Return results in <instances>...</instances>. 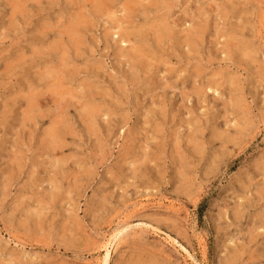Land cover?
I'll list each match as a JSON object with an SVG mask.
<instances>
[{
  "label": "rangeland",
  "instance_id": "obj_1",
  "mask_svg": "<svg viewBox=\"0 0 264 264\" xmlns=\"http://www.w3.org/2000/svg\"><path fill=\"white\" fill-rule=\"evenodd\" d=\"M103 3L0 0V264H264V0Z\"/></svg>",
  "mask_w": 264,
  "mask_h": 264
},
{
  "label": "bare ground",
  "instance_id": "obj_2",
  "mask_svg": "<svg viewBox=\"0 0 264 264\" xmlns=\"http://www.w3.org/2000/svg\"><path fill=\"white\" fill-rule=\"evenodd\" d=\"M98 1H99V0H98ZM97 3H98V2L96 1V3H94V4H97ZM102 3H103V0H102ZM105 3H106V0H105ZM105 3H103V4H105ZM100 5H101V3H99V5L97 4L96 6H98V8H99ZM96 6L94 5V7H95L96 9H98ZM99 10H100V8H99ZM70 27H71V26H70ZM158 27H159V26H158ZM168 27H169V26H168ZM161 28H162V27H161ZM159 29H160V28H159ZM76 30H77V29H76ZM165 30L167 31V29H165ZM173 30H174V29H173ZM173 30H172V31H173ZM162 31H164V30H162ZM163 33H164V32H162V34H163ZM71 34H72V33H71ZM160 34H161V33H160ZM154 35H155V36H158L159 34H158V35L154 34ZM164 35H165V34H164ZM74 36H75V34H74L72 37H74ZM166 36H168V33H167V35L163 36V38L166 37ZM185 36H186V35H185ZM187 36H188V35H187ZM187 36H186V40H187V38H188ZM151 37H152V36H151ZM161 37H162V36H161ZM170 37H171V36H170ZM172 37H174V36H172ZM177 37H178V36H177ZM189 37H190V36H189ZM191 37H192V36H191ZM191 37H190V38H191ZM166 38H169V36L166 37ZM178 38H179V37H178ZM195 38H196V36H195ZM72 39H73V38H72ZM74 39L76 40L75 37H74ZM77 39H79V38H77ZM161 39H162V38H160V40H161ZM191 39H192V38H191ZM193 39H194V38H193ZM75 40H74V41H75ZM162 40H163V39H162ZM170 40H171V38H170ZM179 40H180V39H179ZM194 40L196 41V39H194ZM194 40H193L192 45L195 43ZM197 40H198V38H197ZM71 41H72V40H71ZM76 41H78V40H76ZM177 41H178V40H177ZM177 41H176V43H177ZM174 42H175V40H174ZM174 42H173V43H174ZM188 42H189V41H188ZM196 42H198V41H196ZM156 43H158V42H156ZM75 44H76V43H75ZM186 44H187V42H186ZM179 45H180V44H178V46H179ZM187 45H188V44H187ZM195 45H196V43H195ZM174 46H175V43H174ZM138 47H139V46H138ZM141 47H142V46H141ZM175 47H176V46H175ZM185 47H186V45H185ZM189 47H190V46H189ZM139 48H140V47H139ZM176 48H177V47H176ZM179 48H180V46H179ZM182 48H183V47H182ZM77 49H78V48H77ZM183 49H184V48H183ZM179 51H181V49H180ZM140 52H141V50H140ZM140 52H139V53H140ZM154 53H155V52H154ZM154 53H152V54H154ZM40 55H41V54H40ZM154 55H155V54H154ZM140 58H141V57H140ZM145 58H146V56H145ZM136 59H137V58H136ZM136 59H135V62L139 60V64H141V63H140L141 59H139V57H138V60H136ZM154 59H155V58H154ZM158 59H159V58H158ZM146 61H147V60H146ZM144 62H145V61H144ZM144 62L142 61V64H141V65H143ZM147 62H148V61H147ZM136 63H138V62H136ZM144 64H145V63H144ZM135 65H136V64H135ZM141 65H140V66L138 65V67H139L140 70H141ZM146 66L148 67L149 65H146ZM170 68H172V67H170ZM148 70H149V68H148ZM143 71H144V70H143ZM141 73H142V71H141ZM147 74H151V73L149 72V73H147ZM171 78H172V77H171ZM150 80H151V78H150ZM152 80H153V79H152ZM147 81H148V80H147ZM148 82H149V81H148ZM149 83H150V82H149ZM154 84H155V82H154ZM88 94H89V93H88ZM92 96H93V95H92ZM92 96H91V97H92ZM86 98H87V97H86ZM94 98H95V97L91 98V100L94 99ZM88 99H90V97H89ZM31 109H32V108H31ZM88 124H89V126H90V122H89ZM51 127H52V126H51ZM51 127H50V128H51ZM91 128H92V126H91ZM56 129H57V128H56ZM58 130H59V128H58ZM54 132H55V130H52V133H54ZM61 132H62V131H61ZM48 133H50V132H48ZM52 133H50L49 135H52ZM58 133H59V132H58ZM58 133H56V136H54L55 133H54L52 136H53L54 138H55V137H58L57 139H59L60 136H57ZM60 135H61V134H60ZM53 137H52V138H53ZM50 139H51V137H50ZM50 139H48V140H50ZM57 139H55L56 142H57ZM61 139H62V138H61ZM52 140H53V139H52ZM50 142H52V141L50 140ZM50 142H49V145H50ZM53 142H54V141H53ZM53 142H52V143H53ZM46 144H47V143H46ZM106 253H107V252H106ZM107 254H108V253H107ZM105 260H106V259H105Z\"/></svg>",
  "mask_w": 264,
  "mask_h": 264
}]
</instances>
